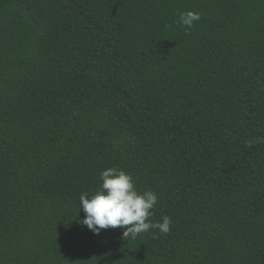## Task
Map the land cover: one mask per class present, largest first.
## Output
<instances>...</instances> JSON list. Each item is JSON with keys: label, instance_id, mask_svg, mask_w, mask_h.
Listing matches in <instances>:
<instances>
[{"label": "trees", "instance_id": "16d2710c", "mask_svg": "<svg viewBox=\"0 0 264 264\" xmlns=\"http://www.w3.org/2000/svg\"><path fill=\"white\" fill-rule=\"evenodd\" d=\"M108 168L167 235L81 224ZM0 264H264V0H0Z\"/></svg>", "mask_w": 264, "mask_h": 264}, {"label": "clouds", "instance_id": "9594fccd", "mask_svg": "<svg viewBox=\"0 0 264 264\" xmlns=\"http://www.w3.org/2000/svg\"><path fill=\"white\" fill-rule=\"evenodd\" d=\"M177 23L191 28L201 19V13L185 11L178 14ZM101 186L95 194L82 193L79 198V209L85 213L81 221L94 234L101 230L120 228L124 239H136L149 230H159L161 234L170 232L172 219L165 215L162 221L153 222V211L158 204L154 191L139 192L133 176L124 170L108 168L100 175Z\"/></svg>", "mask_w": 264, "mask_h": 264}]
</instances>
